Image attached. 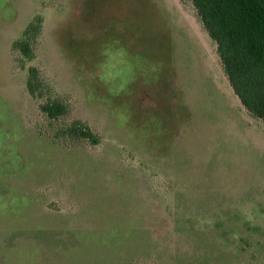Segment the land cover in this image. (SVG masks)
I'll list each match as a JSON object with an SVG mask.
<instances>
[{
	"label": "rangeland",
	"instance_id": "1",
	"mask_svg": "<svg viewBox=\"0 0 264 264\" xmlns=\"http://www.w3.org/2000/svg\"><path fill=\"white\" fill-rule=\"evenodd\" d=\"M0 264H264V123L189 0H0Z\"/></svg>",
	"mask_w": 264,
	"mask_h": 264
},
{
	"label": "trees",
	"instance_id": "2",
	"mask_svg": "<svg viewBox=\"0 0 264 264\" xmlns=\"http://www.w3.org/2000/svg\"><path fill=\"white\" fill-rule=\"evenodd\" d=\"M208 36L217 46L229 86L240 104L253 117L264 123V0H189ZM43 19L37 15L11 44V51L18 53V63L25 68V61L35 59L33 45L40 35ZM26 91L33 100L46 97L38 109L49 120H57L69 113L65 102L52 93L43 82L39 70L26 69ZM99 145L100 137L87 124L74 120L62 133Z\"/></svg>",
	"mask_w": 264,
	"mask_h": 264
},
{
	"label": "crops",
	"instance_id": "3",
	"mask_svg": "<svg viewBox=\"0 0 264 264\" xmlns=\"http://www.w3.org/2000/svg\"><path fill=\"white\" fill-rule=\"evenodd\" d=\"M17 16H18V12L16 11V17H17ZM16 17H15V18H16Z\"/></svg>",
	"mask_w": 264,
	"mask_h": 264
}]
</instances>
